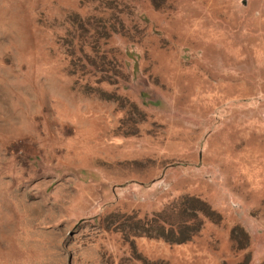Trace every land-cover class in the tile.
Here are the masks:
<instances>
[{"label": "rangeland", "instance_id": "obj_1", "mask_svg": "<svg viewBox=\"0 0 264 264\" xmlns=\"http://www.w3.org/2000/svg\"><path fill=\"white\" fill-rule=\"evenodd\" d=\"M100 14L119 32L91 50ZM155 211L189 238L104 226ZM243 260L264 264V0H0V264Z\"/></svg>", "mask_w": 264, "mask_h": 264}, {"label": "trees", "instance_id": "obj_2", "mask_svg": "<svg viewBox=\"0 0 264 264\" xmlns=\"http://www.w3.org/2000/svg\"><path fill=\"white\" fill-rule=\"evenodd\" d=\"M119 11H121V9H117L116 12ZM100 12H104V11H100ZM101 15L102 14H100V18H96V19H94L92 16H88L86 17L83 26L78 24L79 28L81 27L84 31L87 32L86 35L87 39H85V43L88 45V47L91 50L96 49L95 46L96 43L100 44L101 42L102 44H104L110 32L112 31L119 32L118 31L119 22H120L119 18H117L115 15H110L108 19H113L114 22L108 23L107 17L104 16L103 18V16ZM72 22L75 23L76 21H72ZM73 38H77V41L79 42L80 34L79 33L76 34V37ZM77 41L74 40V43L78 44ZM82 41L84 42V39H82ZM79 55L80 58H83V60H86V62H88L87 64L90 67L95 68V66H93L94 64L92 62H89V60L84 56L83 51H81L80 49H79ZM202 208L209 211V207L204 203H202ZM124 215L125 214L123 213H119V214L118 213L114 214L113 212L109 213L108 216L104 218V226L107 228L109 224H114L115 225L114 230H118L119 232H121L123 238H125L126 240L128 237H133L136 235L161 237L170 243L180 242L185 238H189L188 233L183 234V230L185 229H187V231L189 230V228H187V226L184 224L183 218L176 219L175 217H173L174 219L169 221L168 215L162 214L161 212L158 211L152 212L149 216H142V217H139L136 214H126L125 216ZM232 228L238 230L243 234L245 238V242L243 246H246L247 244L246 232L241 228V226H234ZM243 246L240 247L242 248ZM237 264H239V262H237ZM243 264H245V262Z\"/></svg>", "mask_w": 264, "mask_h": 264}]
</instances>
